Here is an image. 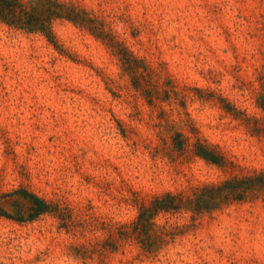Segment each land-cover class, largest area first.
Masks as SVG:
<instances>
[{"label": "rangeland", "instance_id": "1", "mask_svg": "<svg viewBox=\"0 0 264 264\" xmlns=\"http://www.w3.org/2000/svg\"><path fill=\"white\" fill-rule=\"evenodd\" d=\"M24 2L51 37L0 21V264H264V0Z\"/></svg>", "mask_w": 264, "mask_h": 264}, {"label": "trees", "instance_id": "2", "mask_svg": "<svg viewBox=\"0 0 264 264\" xmlns=\"http://www.w3.org/2000/svg\"><path fill=\"white\" fill-rule=\"evenodd\" d=\"M52 18V14H48L44 19H36L33 12L24 0H0V21L7 26L25 29L33 32H40L46 35L47 38L50 36L49 24ZM201 152L197 155L202 159L209 161L210 163H215V156L213 154H208L205 149L199 147ZM210 155V156H209ZM20 195L22 198L27 200L32 207V213L28 217V220L33 219L39 214L45 213L47 211V204L42 199L36 197L33 194L21 191ZM0 217L10 219L11 216L6 214L0 207ZM22 219V218H20ZM21 221V220H18ZM141 222V221H140Z\"/></svg>", "mask_w": 264, "mask_h": 264}]
</instances>
